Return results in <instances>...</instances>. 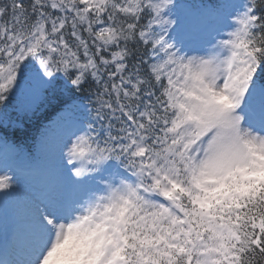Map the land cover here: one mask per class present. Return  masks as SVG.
<instances>
[{
	"label": "snow or ice",
	"instance_id": "1",
	"mask_svg": "<svg viewBox=\"0 0 264 264\" xmlns=\"http://www.w3.org/2000/svg\"><path fill=\"white\" fill-rule=\"evenodd\" d=\"M0 264H264V0H0Z\"/></svg>",
	"mask_w": 264,
	"mask_h": 264
},
{
	"label": "trees",
	"instance_id": "2",
	"mask_svg": "<svg viewBox=\"0 0 264 264\" xmlns=\"http://www.w3.org/2000/svg\"><path fill=\"white\" fill-rule=\"evenodd\" d=\"M57 109H59V108L55 107V106L52 108L46 109L45 114L47 116V119H49L56 112ZM10 110H12V109H10ZM47 119H44L42 117L39 121L38 127L35 123V118H33L32 121H30L29 123H26L25 128L29 132V135L30 136H38L39 135V129H42L44 127L45 120H47Z\"/></svg>",
	"mask_w": 264,
	"mask_h": 264
}]
</instances>
